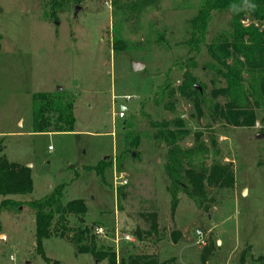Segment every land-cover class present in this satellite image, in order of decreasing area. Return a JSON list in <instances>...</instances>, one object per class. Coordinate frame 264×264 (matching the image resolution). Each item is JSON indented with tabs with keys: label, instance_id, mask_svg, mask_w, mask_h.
I'll return each instance as SVG.
<instances>
[{
	"label": "rangeland",
	"instance_id": "374dc122",
	"mask_svg": "<svg viewBox=\"0 0 264 264\" xmlns=\"http://www.w3.org/2000/svg\"><path fill=\"white\" fill-rule=\"evenodd\" d=\"M203 2L0 0V139L8 161L29 166L33 185L30 194L15 199L38 201L63 186L62 204L84 202L83 226L107 231L106 238L95 237L97 247L113 250L117 261L126 254H147L159 262L199 264L207 247L212 249L207 264H241L247 246L252 258L264 257V112H256L250 127L210 125L206 108L196 117L191 103L170 92L187 71L206 99L224 86L205 46L193 59L185 44L189 22ZM229 16L212 13L206 44L228 31ZM133 62L145 68L134 72ZM164 83L170 88L156 105ZM55 92L73 97V131L33 133L32 94ZM176 119L190 133L179 144L182 149L193 146V133H201L209 150L205 165L215 159L229 166L231 186L208 188L207 209L181 190L174 192L165 175L167 146L153 125ZM125 121L139 138L129 152L123 151L121 136ZM121 154L119 167L115 159ZM101 161L110 165L104 184L91 170ZM119 173L125 174V186L115 182ZM136 230L147 235L133 245L115 246L116 237L135 238ZM196 232L202 234L200 244ZM26 263L109 264L76 254L58 237L43 241L37 251L29 207L0 214V264Z\"/></svg>",
	"mask_w": 264,
	"mask_h": 264
},
{
	"label": "trees",
	"instance_id": "16d2710c",
	"mask_svg": "<svg viewBox=\"0 0 264 264\" xmlns=\"http://www.w3.org/2000/svg\"><path fill=\"white\" fill-rule=\"evenodd\" d=\"M79 3L82 0H73ZM114 3L117 0H112ZM213 12H228V31L220 33L210 44H206L207 29ZM247 24H244V22ZM190 37L186 41L188 54L195 59L205 46L212 63L219 70L224 86L211 90V99H206L204 92L195 87L194 77L188 71L183 74L180 85L170 92L178 94L191 103L196 117H203L209 124L224 126L250 127L256 121V112H264V0H204L197 14L189 22ZM119 45L114 40V48ZM194 68V66H192ZM169 84L164 83L157 89L154 102H164V92ZM173 96V94H172ZM221 100V102H220ZM73 97L63 92L35 93L31 97V118L33 133H69L73 131ZM161 142L167 146L165 175L171 189L181 190L199 208L207 209L206 190L225 189L232 184L229 166L217 160L205 165L209 150L201 140V133H193V146L182 149L180 143L190 134L183 121L155 124ZM121 136L123 151L129 152L139 144L130 121L122 124ZM213 142V141H212ZM4 141L0 139V214H12L29 207L35 221L36 250L42 251V242L50 238L67 240L76 254H89L98 262L106 260L109 264H170L159 262L147 254H126L117 261L113 250L97 247L94 231L83 226L87 213L82 200L62 204L64 187L55 188L52 193L38 201L21 202L15 197L32 192L31 171L28 167L7 160L4 155ZM122 151V152H123ZM121 167L123 155L115 159ZM109 162L101 161L92 168L100 184L105 182V170ZM176 204V199L172 201ZM75 220L73 226L71 223ZM136 240H142L143 234L136 230ZM174 242L176 238H173ZM212 249L204 248L200 253L199 264H207ZM241 264H264V257L252 258L247 246L240 255Z\"/></svg>",
	"mask_w": 264,
	"mask_h": 264
},
{
	"label": "built area",
	"instance_id": "2783aa9c",
	"mask_svg": "<svg viewBox=\"0 0 264 264\" xmlns=\"http://www.w3.org/2000/svg\"><path fill=\"white\" fill-rule=\"evenodd\" d=\"M118 117L121 119L124 117V113L123 112H120L118 114ZM115 182L117 183L118 186H125L127 184V181H126V178H125V174H122V173H119V174H115ZM106 233L107 231L102 228V227H99V228H96L95 229V234L96 236L98 237H101V238H106ZM196 236L198 237V244L202 243V234L200 232H196ZM127 242V243H135V239L133 237H131L130 235H123L121 238H118L116 237L114 243L117 245L119 242Z\"/></svg>",
	"mask_w": 264,
	"mask_h": 264
},
{
	"label": "water",
	"instance_id": "95a60500",
	"mask_svg": "<svg viewBox=\"0 0 264 264\" xmlns=\"http://www.w3.org/2000/svg\"><path fill=\"white\" fill-rule=\"evenodd\" d=\"M78 10H79V8L76 7V9H75V14L78 13ZM144 68H145V66H144L143 64L139 63V62H133V63H132V70H133L134 72H140V71H142ZM59 91H60V90H59ZM257 137H259V136H257ZM105 159H106V158H105ZM28 168H29V166H28ZM244 193H245V191L242 192V195H244ZM26 264H27V263H26Z\"/></svg>",
	"mask_w": 264,
	"mask_h": 264
},
{
	"label": "crops",
	"instance_id": "0c3cea01",
	"mask_svg": "<svg viewBox=\"0 0 264 264\" xmlns=\"http://www.w3.org/2000/svg\"><path fill=\"white\" fill-rule=\"evenodd\" d=\"M123 109H125V108H123ZM126 235H127V234H126ZM131 237H132V236H131ZM153 238H154V237H153ZM134 239H135V238H134ZM114 241H115V240H113V242H114ZM136 241H137V240L135 239V243H136ZM124 243H125V244H131V243H127V242H124ZM114 244H115V243H114ZM133 244H134V243H133ZM133 244H132V245H133ZM115 246L118 247L117 245H115Z\"/></svg>",
	"mask_w": 264,
	"mask_h": 264
}]
</instances>
